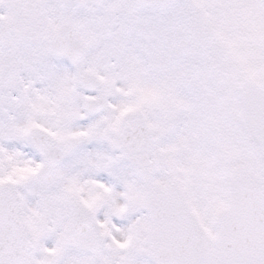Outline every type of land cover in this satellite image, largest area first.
Wrapping results in <instances>:
<instances>
[{
    "label": "snow or ice",
    "instance_id": "6c2138e0",
    "mask_svg": "<svg viewBox=\"0 0 264 264\" xmlns=\"http://www.w3.org/2000/svg\"><path fill=\"white\" fill-rule=\"evenodd\" d=\"M0 264H264V0H0Z\"/></svg>",
    "mask_w": 264,
    "mask_h": 264
}]
</instances>
